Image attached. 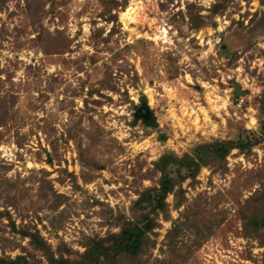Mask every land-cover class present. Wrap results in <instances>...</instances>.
Wrapping results in <instances>:
<instances>
[{"label":"rangeland","instance_id":"374dc122","mask_svg":"<svg viewBox=\"0 0 264 264\" xmlns=\"http://www.w3.org/2000/svg\"><path fill=\"white\" fill-rule=\"evenodd\" d=\"M115 1L0 0V258L47 264L20 231L56 257L82 253L87 236L119 231L111 213L130 215L164 152L261 136L264 0ZM217 3L225 8L213 12ZM182 189L178 209L168 196L171 220L160 218L144 264L261 262L264 227L257 235L246 221L264 216V139Z\"/></svg>","mask_w":264,"mask_h":264},{"label":"trees","instance_id":"16d2710c","mask_svg":"<svg viewBox=\"0 0 264 264\" xmlns=\"http://www.w3.org/2000/svg\"><path fill=\"white\" fill-rule=\"evenodd\" d=\"M112 1L118 4V1ZM28 4L31 3L28 2ZM223 8H225V3H217L212 7L213 12ZM191 24L193 28L198 29L202 27L204 21L200 17L191 16ZM222 47L226 49L225 45ZM259 105V110L264 111V99L260 98ZM260 131V137L245 140L224 139L199 143L191 153H185L181 157L173 151L161 154L154 162L152 169L154 173L159 174L158 180L154 185L139 190L138 198L130 205V215L118 214L114 217L111 213L112 222L119 227V231L109 232L105 237L87 236L82 242L85 248L82 253L65 247L66 255L59 250L56 257L47 242L38 233L20 232L24 237L30 239L36 249L43 252L47 264H144V255L155 246L156 238L159 235L156 230L160 228V218L171 220L169 204L166 201L168 196L171 194L175 196V207L178 209L182 204L181 200L185 199L184 189H182V183L185 180L195 179L201 168L209 165L213 160H225L233 149L250 150L252 146L264 139V117L260 121ZM260 196L264 199V195ZM246 223L253 226L258 235L259 228L264 227V216L250 217ZM180 229V226L175 223L168 231L167 237L176 238ZM73 252L78 255L77 259L71 258ZM158 263L174 264L169 258L167 261L161 259ZM0 264L43 263L34 256L30 259L25 255H18L14 259L0 258ZM257 264H264V251L261 262Z\"/></svg>","mask_w":264,"mask_h":264},{"label":"water","instance_id":"95a60500","mask_svg":"<svg viewBox=\"0 0 264 264\" xmlns=\"http://www.w3.org/2000/svg\"><path fill=\"white\" fill-rule=\"evenodd\" d=\"M233 88H234L235 96H245V94H246L245 91L242 90L238 84H234ZM154 121H155V117L152 115L150 120L146 121V124L154 125Z\"/></svg>","mask_w":264,"mask_h":264},{"label":"flooded vegetation","instance_id":"af4514ba","mask_svg":"<svg viewBox=\"0 0 264 264\" xmlns=\"http://www.w3.org/2000/svg\"><path fill=\"white\" fill-rule=\"evenodd\" d=\"M137 114L140 116V118L144 123H146L147 120H150L152 116V113L149 112L148 109L145 107H142V109H140V111Z\"/></svg>","mask_w":264,"mask_h":264},{"label":"built area","instance_id":"2783aa9c","mask_svg":"<svg viewBox=\"0 0 264 264\" xmlns=\"http://www.w3.org/2000/svg\"><path fill=\"white\" fill-rule=\"evenodd\" d=\"M243 103H244V96H238V99H237V102H236L237 108H241Z\"/></svg>","mask_w":264,"mask_h":264},{"label":"bare ground","instance_id":"6f19581e","mask_svg":"<svg viewBox=\"0 0 264 264\" xmlns=\"http://www.w3.org/2000/svg\"><path fill=\"white\" fill-rule=\"evenodd\" d=\"M130 9H132L131 7H129L125 12L122 13V17H126L128 16V12Z\"/></svg>","mask_w":264,"mask_h":264}]
</instances>
